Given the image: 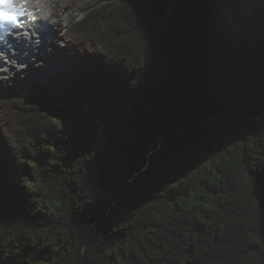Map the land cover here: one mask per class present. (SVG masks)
<instances>
[{
    "label": "trees",
    "instance_id": "obj_1",
    "mask_svg": "<svg viewBox=\"0 0 264 264\" xmlns=\"http://www.w3.org/2000/svg\"><path fill=\"white\" fill-rule=\"evenodd\" d=\"M105 1L0 97V264H264V0Z\"/></svg>",
    "mask_w": 264,
    "mask_h": 264
},
{
    "label": "rangeland",
    "instance_id": "obj_2",
    "mask_svg": "<svg viewBox=\"0 0 264 264\" xmlns=\"http://www.w3.org/2000/svg\"><path fill=\"white\" fill-rule=\"evenodd\" d=\"M56 8L57 21L54 28L57 32L55 43L49 42L43 49L47 53H40L25 63V67L10 70L0 74V97L11 94L10 87L14 94L27 96L31 91L39 88H48L56 93L57 107L62 110L66 105H72V97L76 90L74 81L81 77L82 68L77 63L71 62L74 57L70 51L71 34L70 28L73 19L84 17L89 11L101 8L108 1L105 0H58ZM120 1V0H111ZM59 15V16H58ZM75 43L79 44L76 40ZM52 67H49L51 66ZM49 67V68H46ZM45 72V73H44ZM49 77V78H47ZM87 113H93L92 109L86 108ZM62 112V111H61Z\"/></svg>",
    "mask_w": 264,
    "mask_h": 264
},
{
    "label": "snow or ice",
    "instance_id": "obj_3",
    "mask_svg": "<svg viewBox=\"0 0 264 264\" xmlns=\"http://www.w3.org/2000/svg\"><path fill=\"white\" fill-rule=\"evenodd\" d=\"M28 0H0V28L17 21L26 12Z\"/></svg>",
    "mask_w": 264,
    "mask_h": 264
},
{
    "label": "bare ground",
    "instance_id": "obj_4",
    "mask_svg": "<svg viewBox=\"0 0 264 264\" xmlns=\"http://www.w3.org/2000/svg\"><path fill=\"white\" fill-rule=\"evenodd\" d=\"M35 0H32V2H34ZM41 1V3L45 6V8H47V9H51V10H47V11H45L44 12V15H51L52 17H55L56 16V14H55V12H56V8L57 7H60L59 6V4H60V2L58 1V0H40ZM59 16V15H58ZM52 19V18H51ZM47 42V41H46ZM33 47L31 46V49H32ZM27 58H28V55L26 56ZM49 67H52V65L51 66H49ZM49 67H46V68H49ZM45 73V72H44Z\"/></svg>",
    "mask_w": 264,
    "mask_h": 264
},
{
    "label": "water",
    "instance_id": "obj_5",
    "mask_svg": "<svg viewBox=\"0 0 264 264\" xmlns=\"http://www.w3.org/2000/svg\"><path fill=\"white\" fill-rule=\"evenodd\" d=\"M176 1H177V0H174V4H175ZM178 1H179V0H178ZM174 4H173L172 6H174ZM188 9L191 11V14L195 15V13H196V9H195L194 4H191V6H190ZM217 118H219V117H217ZM250 118H252V119L255 120V121H261V120L264 118V112H263V114L260 115V116H250Z\"/></svg>",
    "mask_w": 264,
    "mask_h": 264
}]
</instances>
